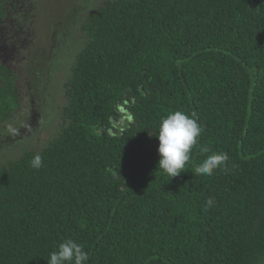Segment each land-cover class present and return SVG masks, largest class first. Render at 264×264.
<instances>
[{"label":"trees","instance_id":"1","mask_svg":"<svg viewBox=\"0 0 264 264\" xmlns=\"http://www.w3.org/2000/svg\"><path fill=\"white\" fill-rule=\"evenodd\" d=\"M0 1L5 123L20 104L15 66L31 47L34 10L32 0ZM80 31L60 130L0 165V264H47L67 238L87 264H262L264 0H105ZM176 110L203 131L169 180L155 134ZM219 152L223 171L194 174Z\"/></svg>","mask_w":264,"mask_h":264},{"label":"rangeland","instance_id":"2","mask_svg":"<svg viewBox=\"0 0 264 264\" xmlns=\"http://www.w3.org/2000/svg\"><path fill=\"white\" fill-rule=\"evenodd\" d=\"M103 1L33 0L32 44L15 66L20 104L11 120L0 123V165L41 150L60 130L64 86L83 47L80 28ZM127 114L118 113L116 127H123ZM9 124L18 135L7 132Z\"/></svg>","mask_w":264,"mask_h":264},{"label":"clouds","instance_id":"3","mask_svg":"<svg viewBox=\"0 0 264 264\" xmlns=\"http://www.w3.org/2000/svg\"><path fill=\"white\" fill-rule=\"evenodd\" d=\"M202 131L203 128L195 114L176 110L163 117L155 134L158 140L159 157L157 171L168 176L169 180L180 175L185 170V165L191 160L192 149L198 145ZM7 132L16 136L19 134V129L9 124ZM201 151L207 152L208 149L202 148ZM228 159V155L224 152L212 153L202 162L194 165V174L211 176L217 169L223 171ZM29 163L33 169H39L43 166V158L40 154H35ZM213 205L214 200L208 198L205 202V210ZM89 259V254L82 244L67 238L58 244L46 261L47 264H87Z\"/></svg>","mask_w":264,"mask_h":264},{"label":"flooded vegetation","instance_id":"4","mask_svg":"<svg viewBox=\"0 0 264 264\" xmlns=\"http://www.w3.org/2000/svg\"><path fill=\"white\" fill-rule=\"evenodd\" d=\"M2 1H0V5H1ZM20 2L17 1L16 3H14V7H13V12L11 14L16 15V17L19 19L20 14L22 13V10L20 8V5H18ZM3 10V7L1 8ZM32 11L33 9V0H32V5L30 8ZM0 10V11H2ZM1 19V16H0ZM0 56L3 57L4 56V49L0 46Z\"/></svg>","mask_w":264,"mask_h":264}]
</instances>
